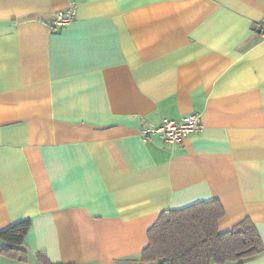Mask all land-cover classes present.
Listing matches in <instances>:
<instances>
[{
	"label": "crops",
	"instance_id": "0c3cea01",
	"mask_svg": "<svg viewBox=\"0 0 264 264\" xmlns=\"http://www.w3.org/2000/svg\"><path fill=\"white\" fill-rule=\"evenodd\" d=\"M76 1L58 29L68 0H0V230L33 222L0 264H158L124 261L212 199L264 242V0ZM196 111L183 144L141 135Z\"/></svg>",
	"mask_w": 264,
	"mask_h": 264
},
{
	"label": "trees",
	"instance_id": "16d2710c",
	"mask_svg": "<svg viewBox=\"0 0 264 264\" xmlns=\"http://www.w3.org/2000/svg\"><path fill=\"white\" fill-rule=\"evenodd\" d=\"M224 216V207L217 199L164 211L149 229V243L140 259L124 262L244 264L264 253V242L249 217L230 230L221 231L219 223ZM32 223L27 218L1 229L0 255L27 263L29 251L25 240ZM36 257L38 264H66L52 262L44 251H38Z\"/></svg>",
	"mask_w": 264,
	"mask_h": 264
},
{
	"label": "built area",
	"instance_id": "2783aa9c",
	"mask_svg": "<svg viewBox=\"0 0 264 264\" xmlns=\"http://www.w3.org/2000/svg\"><path fill=\"white\" fill-rule=\"evenodd\" d=\"M77 1L68 0V6L57 11L51 18L54 28L63 29L70 26L76 18ZM202 130L201 113L196 111L183 116L180 120L164 118L159 124H148L141 128L145 141L157 136L166 144L180 145L191 135Z\"/></svg>",
	"mask_w": 264,
	"mask_h": 264
}]
</instances>
